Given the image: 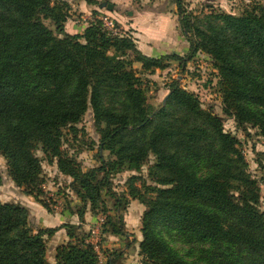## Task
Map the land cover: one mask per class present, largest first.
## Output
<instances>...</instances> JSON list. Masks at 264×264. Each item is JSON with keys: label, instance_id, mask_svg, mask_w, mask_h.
I'll list each match as a JSON object with an SVG mask.
<instances>
[{"label": "trees", "instance_id": "trees-1", "mask_svg": "<svg viewBox=\"0 0 264 264\" xmlns=\"http://www.w3.org/2000/svg\"><path fill=\"white\" fill-rule=\"evenodd\" d=\"M174 4L188 52L151 57L127 31L114 34L99 20L68 33L63 0H0V155L14 183L35 198L43 192L36 151L55 159L58 171L72 179L70 188L82 204L80 219L87 205L106 210L105 191L114 199L115 215L106 221L111 235L126 233L122 210L130 199L139 200L145 209L138 253L147 264H264L260 189L238 140L178 79L170 81L165 103L152 109L141 77L173 61L184 67L205 52L219 71L224 113L257 127L264 137V4L249 0L239 13L198 14L187 10L184 0ZM88 109L99 134L100 165L82 170L62 148V129L74 131ZM123 170L138 174L116 193L111 175ZM28 214L20 203L0 201V264H99L93 245L73 233L77 225L35 231ZM61 228L70 240L56 248L52 263L47 239ZM161 229L208 243L210 252L191 262Z\"/></svg>", "mask_w": 264, "mask_h": 264}, {"label": "rangeland", "instance_id": "rangeland-1", "mask_svg": "<svg viewBox=\"0 0 264 264\" xmlns=\"http://www.w3.org/2000/svg\"><path fill=\"white\" fill-rule=\"evenodd\" d=\"M63 1H65L69 7L68 18L64 23L65 30L68 33L75 34L82 31V27L89 21L88 16L105 14L110 16L122 31H127V33L134 38L135 36L132 33V28L128 25L133 21V18L142 21V24L150 26L151 29L146 30L143 28L141 30L145 35L149 31H152L155 37L157 34L164 32L165 34L167 33V35L165 36V34H162L159 37H168L169 39L172 37L171 39H173V33H170L173 28L172 21L167 22L162 20L155 14L156 11H160V5L164 4L165 1H167L166 3L169 7L174 3V0ZM184 1L186 3V9L195 14L201 11L206 12L209 9L228 13H239L244 7L243 5L249 2V0ZM259 1L264 4V0ZM103 3H112L114 7L112 10H108L106 4L102 6ZM154 6L157 8V10L155 9L156 11L151 10ZM44 22L51 29H54V25L49 19H45ZM174 40L169 41V43L166 39H163L162 47L171 48L170 45ZM182 55H185V53ZM134 65L135 69L139 71L140 65L138 63ZM141 77L145 82V87L147 88L146 96L152 109L157 110L160 105L165 103L170 81L172 79H178L181 87L193 92L199 98L204 109L210 110L213 114L222 119L224 130L238 140V149L241 151L247 163L248 172L258 182L260 189L259 206L260 209L264 211V137L259 134L257 127L249 123L238 124L234 120V117L224 113L219 86V71L214 66L212 57L205 52L198 51L190 60L186 61L184 67L181 66L179 62L173 61L169 62L163 69H156L152 73L145 72L141 74ZM74 129V131L69 127L62 129V148L76 159L82 170H89L99 166L100 159L97 153L99 134L96 130L90 109L85 112L78 123L74 124ZM36 154L41 160L40 178L42 181L39 185L43 192L35 198L27 194L24 188L18 187L8 173L6 160L0 155V201L24 205L29 212L28 221L35 231L40 228L38 222L34 220L37 214H32L33 210L31 205H34L35 202H38L42 207H44L42 204L44 202L48 209L44 208L54 214L68 212V214L71 215L69 217L70 219H72V217L78 218V220L75 219L77 224H73L75 226L77 225L73 233L83 236L87 242L93 245L97 252L99 264H107L108 258L114 260V264H119V258L123 256V254L120 253L116 257H109L112 253L109 254L106 251H102V247H105V241L109 239L108 229L110 225L108 226L106 221H108V217L112 219L115 215V210L113 209L114 199L103 191L102 199L106 206V210L98 208V210L91 211L90 206L87 205L80 219L77 210L82 204L70 188L71 177L58 171L55 159H47L40 150H37ZM102 154L106 161L110 160L112 157L107 150H103ZM132 174L138 173L133 170H123L111 175L112 190L116 193L125 191L126 180ZM141 174L146 177L147 165L143 166ZM132 200H135L136 203H139V205L143 206L145 209V206L141 204L139 200L130 199L129 204L122 210L123 220ZM136 205L139 207L138 213H140V206L138 204ZM160 234L165 237L171 247L176 249L191 262H201L203 253L206 254L210 252L211 249L210 244L197 241L189 242L175 231L161 229ZM47 255L48 260L51 262L52 259L50 254ZM135 259L137 260V264H147L139 253L135 256L134 261Z\"/></svg>", "mask_w": 264, "mask_h": 264}, {"label": "crops", "instance_id": "crops-1", "mask_svg": "<svg viewBox=\"0 0 264 264\" xmlns=\"http://www.w3.org/2000/svg\"><path fill=\"white\" fill-rule=\"evenodd\" d=\"M166 2L167 1H165L164 4L160 5V8H159L160 11H156L157 8H155V6L154 8H151V10L156 11L155 15H158L160 19L165 20L167 22L172 21L173 28L170 33H173L172 34L173 39H171L172 37L170 39L168 37H159L160 35L165 34L164 32L157 34V36L155 37L152 31H149L145 35L141 30L143 28L146 30L151 29L150 26L147 24H142V21H138L135 18H133V21L128 24L130 28H132V33L135 36V39H136L135 42H136L137 48L145 55H148L151 57H159L164 54L176 53L182 56V54L184 53L186 54L188 52L189 43L186 40L185 36L180 31V28L178 26L177 16L175 14V11H176L175 4L173 3L172 5L168 7V4ZM166 35L167 33L165 34V36ZM163 39H166L168 42L174 39L175 40L172 41V44L170 45L171 48H166V47H162ZM136 204L139 205V203H136L135 200L131 201L130 207H128V212L126 213L124 217L126 233L124 235L109 234L108 235L109 239L105 241V247H102L103 252L106 251L109 254L112 252L113 253L115 252L117 255H119L120 253L123 254V256H120L119 258V261H118L119 264H137V260L135 259L134 261V258L138 254L139 241L142 238V233L140 230V227H141L140 219H141V215L144 210V207L139 205L140 213H138L139 207ZM31 206L33 210L32 214L33 215L37 214L34 220L38 222V226L40 228L59 226L63 223H66L69 220H70L69 221L70 223L74 224L76 223L75 221L78 220L77 217H72V219H70L69 217L71 215L68 214V212H62V213H57V214L51 213L47 211L44 207H42L38 202H35L34 205H31ZM69 240L70 238L68 237L64 228L59 229L51 237L47 239V254H50L52 263H54L55 261L54 255H55L56 248L61 244H65ZM113 256L114 255H111L109 257H113Z\"/></svg>", "mask_w": 264, "mask_h": 264}, {"label": "built area", "instance_id": "built-area-1", "mask_svg": "<svg viewBox=\"0 0 264 264\" xmlns=\"http://www.w3.org/2000/svg\"><path fill=\"white\" fill-rule=\"evenodd\" d=\"M89 20L91 21H95V20H99L102 22V25L110 32L114 33V34H121L123 31L120 27H118V25H116V23L114 22V20L105 14H97V15H92V16H88Z\"/></svg>", "mask_w": 264, "mask_h": 264}, {"label": "water", "instance_id": "water-1", "mask_svg": "<svg viewBox=\"0 0 264 264\" xmlns=\"http://www.w3.org/2000/svg\"><path fill=\"white\" fill-rule=\"evenodd\" d=\"M104 4H106V8H107L108 10H112L113 7H114V5H113L112 3H103L102 6H104ZM166 98H167V97H166ZM166 98H165V100H166Z\"/></svg>", "mask_w": 264, "mask_h": 264}]
</instances>
